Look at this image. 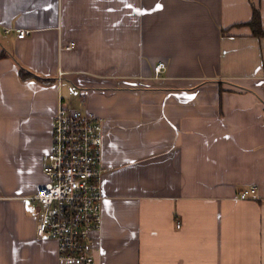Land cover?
<instances>
[{
  "label": "crops",
  "instance_id": "1",
  "mask_svg": "<svg viewBox=\"0 0 264 264\" xmlns=\"http://www.w3.org/2000/svg\"><path fill=\"white\" fill-rule=\"evenodd\" d=\"M254 5L264 27V0H0V264H59L31 197L60 100L103 120L94 264H264Z\"/></svg>",
  "mask_w": 264,
  "mask_h": 264
},
{
  "label": "built area",
  "instance_id": "2",
  "mask_svg": "<svg viewBox=\"0 0 264 264\" xmlns=\"http://www.w3.org/2000/svg\"><path fill=\"white\" fill-rule=\"evenodd\" d=\"M27 33L17 28L18 37ZM165 69V62L159 61L154 67L156 77ZM52 139L44 158L46 181L31 197L41 206L37 235L56 240L59 264H94L90 235L102 227L103 120L60 100L53 116ZM257 196L255 185L235 194L239 199Z\"/></svg>",
  "mask_w": 264,
  "mask_h": 264
},
{
  "label": "trees",
  "instance_id": "3",
  "mask_svg": "<svg viewBox=\"0 0 264 264\" xmlns=\"http://www.w3.org/2000/svg\"><path fill=\"white\" fill-rule=\"evenodd\" d=\"M247 24L250 26L254 36H257L259 38L264 37V27L262 24L261 12L260 9L255 5L253 6L252 18L250 19V21L247 22ZM1 56H3V53H0V57ZM20 77L23 80H30L33 78H37V76L26 71L25 69H20Z\"/></svg>",
  "mask_w": 264,
  "mask_h": 264
}]
</instances>
